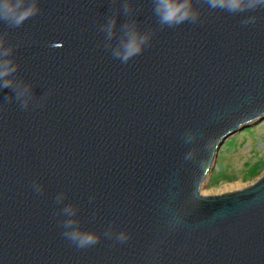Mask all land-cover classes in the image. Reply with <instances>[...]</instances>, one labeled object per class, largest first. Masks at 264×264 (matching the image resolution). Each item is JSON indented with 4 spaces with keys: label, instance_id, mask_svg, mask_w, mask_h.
Returning <instances> with one entry per match:
<instances>
[{
    "label": "water",
    "instance_id": "water-1",
    "mask_svg": "<svg viewBox=\"0 0 264 264\" xmlns=\"http://www.w3.org/2000/svg\"><path fill=\"white\" fill-rule=\"evenodd\" d=\"M187 2L178 25L155 0H36L0 22V264H264V172L201 192L226 139L264 119V5ZM130 21L150 35L121 62ZM66 219L97 242L77 248Z\"/></svg>",
    "mask_w": 264,
    "mask_h": 264
},
{
    "label": "clouds",
    "instance_id": "clouds-1",
    "mask_svg": "<svg viewBox=\"0 0 264 264\" xmlns=\"http://www.w3.org/2000/svg\"><path fill=\"white\" fill-rule=\"evenodd\" d=\"M35 3L36 0H0V22H5L11 27H18L37 12ZM255 3L264 5V0H255ZM207 4L209 8L221 9L230 13L242 12L249 9L248 7L240 6L245 4V0H207ZM152 12L161 24L167 25H178L186 20L195 21L198 15L197 10L192 8L187 0H181L179 4L174 3L173 0H155ZM115 23V19L108 22L107 31L109 34L112 33ZM125 29L123 40L119 44L118 49L112 53L121 62H125L133 55H136L140 51L141 46L147 44L150 35L142 34L134 21H130L125 25ZM7 54V50L0 51V56H6ZM13 84L14 82L11 79H4L0 76V89L9 88ZM27 91L28 89L25 87L17 95L22 96ZM21 108H23V105H21ZM35 190L39 192L40 186H36ZM61 212L65 216L71 217L75 214V209L64 207ZM63 227L65 229L62 233L63 236L77 248H84L97 242V236L94 233H81L75 230L72 219L64 220ZM105 235L109 234L106 232ZM116 239L124 241L128 237L121 234L117 235Z\"/></svg>",
    "mask_w": 264,
    "mask_h": 264
},
{
    "label": "rangeland",
    "instance_id": "rangeland-1",
    "mask_svg": "<svg viewBox=\"0 0 264 264\" xmlns=\"http://www.w3.org/2000/svg\"><path fill=\"white\" fill-rule=\"evenodd\" d=\"M264 172V119L226 139L202 194L232 191L251 183Z\"/></svg>",
    "mask_w": 264,
    "mask_h": 264
},
{
    "label": "bare ground",
    "instance_id": "bare-ground-1",
    "mask_svg": "<svg viewBox=\"0 0 264 264\" xmlns=\"http://www.w3.org/2000/svg\"><path fill=\"white\" fill-rule=\"evenodd\" d=\"M203 195H205V194H203Z\"/></svg>",
    "mask_w": 264,
    "mask_h": 264
}]
</instances>
